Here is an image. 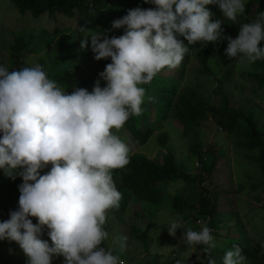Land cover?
I'll use <instances>...</instances> for the list:
<instances>
[{"label": "clouds", "instance_id": "obj_1", "mask_svg": "<svg viewBox=\"0 0 264 264\" xmlns=\"http://www.w3.org/2000/svg\"><path fill=\"white\" fill-rule=\"evenodd\" d=\"M111 22L105 31L78 26V45L86 58L108 59L92 91L50 79L40 63L19 70L0 64V169L22 182L18 207L0 221V241L16 242L26 264H51L55 255L65 264H124L115 254L125 237L113 236L105 223L120 206L122 194L113 171L129 163L128 145L117 135L130 116L141 114L145 88L162 69L178 67L189 46L227 40L225 55L241 65L264 60V11L242 23L235 38L224 34L223 20L206 5H217L224 20L236 23L248 0H144ZM123 28L119 36L108 32ZM90 37L87 44L85 37ZM179 37H183L184 43ZM90 44V45H89ZM94 55H91L93 54ZM91 55V56H90ZM90 56V57H89ZM51 165L50 168L48 166ZM48 168L41 174L40 170ZM30 217L36 218L33 223ZM194 230L180 217L166 224L170 235L183 229L186 246L216 247L206 221ZM47 228L48 240L41 239ZM239 246L226 250L222 264H244ZM207 264H216L208 259Z\"/></svg>", "mask_w": 264, "mask_h": 264}, {"label": "trees", "instance_id": "obj_2", "mask_svg": "<svg viewBox=\"0 0 264 264\" xmlns=\"http://www.w3.org/2000/svg\"><path fill=\"white\" fill-rule=\"evenodd\" d=\"M10 1L21 14L30 13L34 18L47 15L56 22L59 21L57 16H61L60 19L67 22L61 30L53 32L54 34L57 33L58 36L53 42L54 46L47 60L49 63L46 65L43 58H39V56L38 58L39 60L42 59L39 63L43 66L49 78L66 86L65 90L68 93L72 92L74 86L85 88L91 92L94 82L97 80H99L101 87L106 84V81L99 78L98 74L89 78H94L93 80L75 79L67 74L73 69H79L78 65H72L75 61H72L71 64L64 61V53L78 45L74 35H82V33L76 31L77 27L103 31V27L110 29L111 22L114 19L121 18L131 8L137 6L141 8L154 7V5L144 3V0ZM253 4L256 5L254 10L256 13L264 9V0H248L245 12H248ZM205 7L215 14L213 19L223 20L224 23L221 26L225 35L233 33V30L236 29L234 23L224 20L217 5H206ZM95 23L100 25L101 28L95 27ZM114 30L119 32L122 28ZM238 32L239 30H236L235 34L237 35ZM32 35H35V37L31 40H24L20 36L13 38L7 45V55L5 59L0 60V64L6 66L9 71L29 66L30 64L24 59V56L27 52L32 51V45L39 42V37H41L40 40L46 37V32L44 35ZM179 38L187 43L183 37ZM207 44H215L214 52L217 54L226 47L222 44V41L219 43L208 42ZM207 44L197 43L189 46V52L178 67L162 69L151 83L142 85L145 88V96L141 105V114L130 116L125 125L116 131L115 134L130 149L129 163L125 168L113 171L114 182L122 197L119 208L109 211L104 227L110 234L111 226L109 223L111 221L118 222V227L116 226L114 230L117 236L125 237V243H128L131 239L138 240L147 248V237L136 224H126L125 214L131 203L138 204V202L143 201L154 205L159 204L162 199V192L158 188L159 183L180 179L186 184L192 185V189L197 194L191 202L187 198L174 196L171 201L173 212L182 219L181 221L185 227H192L194 230H198L200 227L198 221H206L208 227L212 230L216 243V247L207 252L204 251L205 246H195V253L203 252V254H207V257L196 259L197 255L195 254L196 256H191L190 259L180 260L181 264H207L208 259H214L216 264H222L224 252L234 245L241 248L245 257L244 264H264V237L261 242H258L259 240L255 242L247 235L244 223L241 221L236 208L233 207L227 210V213L226 211H223V214L218 213L217 197L212 201L209 189L202 184L208 179L212 181L213 174L220 170L226 157L225 151L216 143L215 139L205 145L198 139V128L204 120L210 119L219 130L233 137L234 145L238 149L256 152L255 155H251V159L259 176L254 179L249 177L247 181L243 182L244 184L239 183L238 188L242 190L245 184L252 189L259 187L261 194L256 196L255 199L262 201V206H264V128L258 124L251 107L246 108L242 104L231 105L230 95L222 92V85L224 81L229 80V73L225 78L222 77L219 80L217 88L214 90L215 93L220 95L218 104H207L194 88L188 84L182 85L185 78V65L189 59L194 58L196 60L198 68L195 70L197 74H210L207 64L209 53L206 49ZM91 55H94V53ZM57 67H64V73L57 72L62 69ZM250 68L246 73V78L252 79L257 84V88L264 87V60L255 62ZM76 72L78 73V71ZM150 118H153V121ZM156 122L157 124H155ZM166 122H171L179 127L184 136L195 137L190 144V151L194 153L197 160L195 175L184 172L169 150L162 151L160 159L156 161L139 151L156 131L158 132L156 139L161 146H166L167 133L161 131L162 125ZM50 167L51 165L48 166V168ZM48 168L43 170L47 172ZM21 182L22 178L19 176L12 180L0 169V191L5 190L9 201V206L0 207V221L6 220L9 211L18 207L19 190L17 186ZM30 219L33 223H36L35 217H30ZM181 230L183 232V229ZM46 231H48L47 228ZM262 234L264 233L262 232ZM41 235L49 241V244L51 243L47 232H42ZM218 242H222L220 247H217ZM262 242L263 244H260ZM0 243L9 245L13 249L16 248V242L14 241H0ZM260 245L263 247V252L259 256ZM104 246H109L108 241H105ZM121 251H124V249L117 250L115 253L121 255ZM0 264H11L10 258L1 252ZM51 264H56V262ZM151 264L156 263L151 262Z\"/></svg>", "mask_w": 264, "mask_h": 264}, {"label": "rangeland", "instance_id": "obj_3", "mask_svg": "<svg viewBox=\"0 0 264 264\" xmlns=\"http://www.w3.org/2000/svg\"><path fill=\"white\" fill-rule=\"evenodd\" d=\"M255 6L253 4L248 12H245V14L238 18V21L234 23L236 29L228 36L235 38L237 36L235 32L239 30L240 25L250 22L255 17ZM60 18L61 16H57V19H59L57 22L47 15L34 18L30 13L21 14L10 0H0V60L5 59L7 45L16 36H20L24 40H31L35 37L32 34H38L39 36L41 34L44 35L46 32L44 39L40 40L41 37H39V42L36 43L34 40L35 44L32 45V51L27 52L24 59L31 64L39 63L42 60H39V58H43L47 65L49 63L47 62L49 54L54 46L53 42L58 36L57 33L54 34L53 32H58L67 23ZM94 25L99 29L101 28L96 23ZM102 30L105 31L107 28L103 27ZM122 33L123 28L119 32L112 30L108 32V35L109 37L113 35L119 36ZM74 38L79 41L78 35L75 34ZM85 40L87 44L91 42L90 37H85ZM222 44L227 47V40H223ZM214 46L215 44L206 45V49L209 52L207 64L210 74H197L195 70L198 68L196 60L194 58L189 59L185 65V78L182 85L188 84L194 88L207 104H218L220 95L219 93H215L214 90L217 88L219 80L222 77L225 78L229 73V80L224 81L222 92L230 95L231 105L237 106V104H242L246 108L251 107L258 124L264 128V87L257 88V84L252 79L246 78V73L251 69V65H241L235 58L229 59L224 53L226 47L222 49V52L215 53ZM259 46H264V41L259 42ZM76 47L64 53V61L67 64L75 61L72 65L79 66V69H73L67 73L75 79L93 80L94 78H89L102 72L105 65L111 62L110 58H102L100 60H95L94 58L87 59V45L85 48ZM57 68H62L57 72L64 73V67ZM150 119L152 120L153 118ZM161 131L167 133L166 146L160 145V142L156 139L158 133L156 131L139 151L156 161L160 159L162 151L169 150L172 152L176 163L184 172L195 175L197 172V160L194 153L190 151V144L194 141L195 137L189 138L184 136L182 130L171 122L164 123ZM198 139L204 145L209 144L215 139L216 143L225 151L226 157L223 161L222 169L220 168V170H217L213 174L212 181L208 179V181L202 182L203 186L209 189L212 201L217 197L218 213L223 214V211L227 213V210L233 207L236 208L241 221L244 223L247 235L255 242L258 240V242H261L264 237V234H262V232L264 233V206H262V201L255 199L256 196L261 194L260 188L252 189L246 184L242 190L238 188V184L247 181L249 177H253L254 179L259 176L251 159V155H255L256 152L238 149L234 145L233 137L219 130L210 119L204 120L198 128ZM40 171L41 174L46 172L44 170ZM158 188L162 192V199L159 204L154 205L143 201L138 202V204L131 203L125 214L126 224H136L140 231L145 234L148 247L146 248L138 240L131 239L128 243H125L124 251L120 252L121 255L119 253L115 254L124 261V264H151V262H155L156 264H181L180 260L190 259L195 254L197 255L196 259L207 257V254L205 255L203 252L195 253L194 247L184 244L181 229H177L175 236H172L168 233L167 228L164 227L170 219L177 217L171 207V201L174 196L187 198L190 202L196 196L197 193L192 189V185L178 179L176 181H163L159 183ZM248 192L251 193L247 194ZM1 206H9L5 190L0 191ZM111 223H109L111 231L108 244H110L113 236H117L114 230L116 226L118 227V222L111 221ZM42 232H47L46 228ZM41 239L47 240L42 235ZM260 244H263V242ZM221 245L222 242L217 243V247ZM257 245L259 246V244ZM259 249L260 256L263 252V247L260 245ZM0 252L10 258L11 264H26L27 257L17 244L16 248L13 249L9 245L0 243ZM55 262L56 264H65V258L61 255H55L51 263Z\"/></svg>", "mask_w": 264, "mask_h": 264}]
</instances>
